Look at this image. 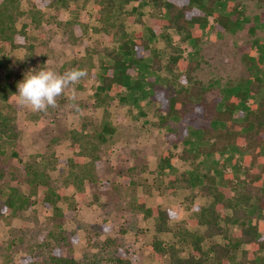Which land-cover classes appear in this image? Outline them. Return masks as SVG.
Instances as JSON below:
<instances>
[{
	"label": "trees",
	"instance_id": "16d2710c",
	"mask_svg": "<svg viewBox=\"0 0 264 264\" xmlns=\"http://www.w3.org/2000/svg\"><path fill=\"white\" fill-rule=\"evenodd\" d=\"M25 2L30 8L24 9ZM89 6L90 13L86 10ZM225 7L229 10L227 13L223 12ZM63 12L70 15L69 20L60 19ZM50 17L60 21L61 31L73 45H81L80 60H73L70 66L89 70L99 81L93 93L98 108L109 104L113 94L125 89L126 97L133 102L138 104L143 99L153 108L159 126L165 127L174 120V137L177 135L174 144L188 142L178 135L179 124H192L195 119H201L211 126H202L199 155L206 158L228 155L237 162L238 183L232 182L234 175L227 173L224 161L220 163L223 179L219 180L214 170L199 172L200 167L194 162L199 155L185 147L180 159L194 158L191 165L203 178L200 193L207 199L205 204L190 210L188 219L174 224L173 220L178 218L176 210L148 206L152 185L134 179L131 172H135L136 167L124 173L125 179L132 178L130 183L114 189L130 194L139 187L145 189L146 196L134 206L144 219L154 222L157 237L149 249L155 261L159 264H264V234L259 235V230L249 223L257 224L264 219V97L258 104L247 105L251 96L264 86V76L256 75L247 80L249 88L237 91L224 104L209 100L204 83L196 77L201 62L195 55L205 34L220 27L229 32L237 31L246 19L241 4L234 0H0V195L4 194L2 200L0 198V214L13 218L31 210L33 205L51 209L55 224L47 232L45 245L51 250L50 263L77 264L75 259L61 254V249L72 241L65 221L70 215L60 204L68 203V207L75 210V201L58 190L52 180L51 172L56 169L57 160L41 156L42 162H25L21 130L9 102L18 94L17 85L24 79L11 67L13 55L23 51L26 59H35L44 35L39 31ZM129 25L141 26L142 30L130 34ZM256 50V55L263 60L264 49ZM250 58L253 66L251 54ZM259 66L261 71L264 64ZM94 69H97L95 73ZM148 69L164 75V88L143 78ZM148 83L150 88H146ZM238 109L247 111L242 119L235 117ZM140 114L147 115L142 110ZM95 128L90 136L83 134V130H75L72 135L74 147L80 150L70 163L87 158L93 161L87 170L74 174L78 180L74 188L81 194L85 181L98 183L92 165L102 159L100 152L108 143L106 134L116 131L109 120ZM4 144L14 150L11 156L15 170L11 173L1 163ZM235 154L240 155L241 160ZM171 155L170 151L164 153L160 170L169 164ZM179 156L174 154V158ZM225 180L228 186H224ZM108 185L98 186L95 199L110 193ZM154 185L161 189L164 184L156 179ZM191 185V178L183 172L180 177L174 176L167 189L175 192ZM186 203L191 204L190 197H186ZM253 212L263 217L250 216ZM135 219L138 220L137 216ZM126 231L123 229L120 235L124 236ZM139 233L145 232L140 229ZM163 236H170L171 241ZM107 246L111 249L108 257L93 264H139L133 248H125L119 240L111 239ZM41 255L39 252L35 256L37 262L41 261ZM34 261L29 256L24 263L37 264ZM7 262L15 264L11 256L3 264Z\"/></svg>",
	"mask_w": 264,
	"mask_h": 264
},
{
	"label": "rangeland",
	"instance_id": "374dc122",
	"mask_svg": "<svg viewBox=\"0 0 264 264\" xmlns=\"http://www.w3.org/2000/svg\"><path fill=\"white\" fill-rule=\"evenodd\" d=\"M234 1L241 4L245 14L243 18H246L240 28L233 32L221 27L209 30L199 47V53L195 55L201 62L196 77L204 83L208 99L219 100L221 104L237 91L247 90L249 88V83H245L247 80L256 75L264 76V66L259 71V65L264 64V52H262L263 60L256 55V49H264V0ZM23 6L24 9H28L29 4L25 2ZM86 10L90 13L91 7ZM228 11L227 7L223 9L225 13ZM69 18L70 15L66 12L60 16L64 21ZM59 22L54 17L44 22L39 31L44 33L40 38L42 48L37 52L34 60L26 59L23 51L13 55L14 62L11 67L17 74L25 77L29 71L40 69H51L62 74L72 69L70 63L73 60H80L81 45H73L70 38L64 36ZM211 24L213 25L212 19ZM140 30H142L141 26H128L130 34ZM93 39L98 41L97 37ZM252 49L254 50L250 53ZM250 54L254 57L253 66L249 61ZM23 62H26L25 65ZM98 65L95 60V67ZM96 70L94 69V73ZM143 78L147 82H154L157 87L166 86L164 75L152 72L150 69L144 72ZM98 85L99 81L87 70V77L74 88L67 89L58 98L57 106L49 108L47 112L34 113L22 107L17 103L16 95L10 99V105L15 110L21 130L24 160L31 163L42 162L41 156L49 157V160L50 158L57 160L56 169L51 172L52 180L60 188L58 190L64 191L66 196H71L70 199L75 201L77 206L75 210L69 208L68 203L60 204L67 215H70L65 221L72 241L71 245L61 249L63 256L75 259L77 264H93L98 259L108 257L111 250L107 246L108 241L117 239L125 248H133L139 264H159L150 254L149 249L152 241L157 237L154 222L144 219L134 206L141 197L146 196L145 189L139 187L138 191L130 194L125 191L119 192L114 187H126L132 178L125 179L124 173H129L128 169L135 166V172H131L134 179L145 180L147 184L152 185L150 188L152 196L148 198V206L176 210L178 218L173 220V224L188 219L191 216L190 210L198 204H205L207 197L200 193L203 178L194 172L195 169L191 165L194 158L189 157L184 160L180 159L179 155H182L185 147L199 155L198 146L203 138L202 126H211V124L201 119H195L192 124H179L176 128L178 135L186 138L189 143L185 145L179 141L176 145L174 120L165 127L159 126L153 108L143 99L138 104L133 102L130 97H126L125 89L113 94L114 98L109 104L98 108L93 96ZM146 88H150L149 83ZM122 97L127 100L123 101ZM263 97L264 86L251 96L247 105L258 104ZM141 110L147 115H141ZM246 113L247 111L238 109L235 117L242 119ZM104 120H109L116 131L113 134H106L108 143L100 152L102 159L92 165L97 172L98 183L91 184L85 181L81 194L74 188L78 182L74 174H80L93 161L87 158L79 163L78 160L70 163L80 150L73 145V131L83 130V134L90 136L95 132V127L100 126ZM3 147L5 154L1 157V163L11 173L15 170V162L11 156L14 150L9 144H4ZM167 151L172 152V155L168 156L170 162L160 170L161 158ZM174 154L179 157L174 158ZM236 156L241 160L240 155L235 154ZM223 161L227 173L234 175L232 182L238 183L235 177L238 174L235 170L237 162L232 156L214 155L206 158L204 155H199L194 162L198 163L199 172L214 170L217 178L222 180L220 163ZM183 172L191 178V187L170 192L167 189L169 182L174 180V176L180 177ZM156 179L164 184L161 189L155 187ZM224 182V186H228V181ZM105 184H109L110 193L101 196L99 200L95 199L98 186ZM3 197L4 194L0 195L1 200ZM186 197L191 198V204L186 203ZM258 215L263 217V214H254V212L250 214V216ZM52 216V210L43 208L42 205H33L31 210L13 218L8 214L4 216L0 214V264H3L9 256L14 259L15 264H25L24 260L29 256L37 264H51V250L45 245L48 241L47 232L52 230L55 224ZM249 223L259 230V235L264 234V219L261 218L257 224L253 221ZM123 229H127L124 236L120 235ZM140 229L145 233L140 234ZM163 239L171 241L170 236H163ZM39 252L42 253L41 261L37 262L35 256Z\"/></svg>",
	"mask_w": 264,
	"mask_h": 264
},
{
	"label": "clouds",
	"instance_id": "9594fccd",
	"mask_svg": "<svg viewBox=\"0 0 264 264\" xmlns=\"http://www.w3.org/2000/svg\"><path fill=\"white\" fill-rule=\"evenodd\" d=\"M87 77V70L73 68L64 73L51 69L33 70L17 85V103L34 113L47 112L57 106V100L69 88Z\"/></svg>",
	"mask_w": 264,
	"mask_h": 264
}]
</instances>
